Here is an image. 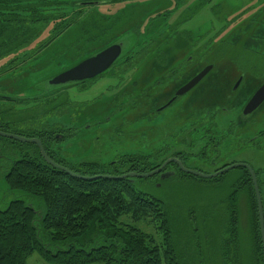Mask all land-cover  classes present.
Returning <instances> with one entry per match:
<instances>
[{
	"label": "trees",
	"instance_id": "16d2710c",
	"mask_svg": "<svg viewBox=\"0 0 264 264\" xmlns=\"http://www.w3.org/2000/svg\"><path fill=\"white\" fill-rule=\"evenodd\" d=\"M140 1L144 0H0V60L8 58L0 71V78L8 75L7 80H19L15 75L21 73L26 76L33 72L38 64L33 67L28 64L42 57L45 67L55 63L54 60L58 58L67 60L70 65L61 67L60 72L104 47L117 43L118 36L110 41H105L104 38L111 27L112 29L117 27L115 22L119 14L112 16L100 14L93 7L99 5L132 7ZM83 3L96 5H82ZM221 7L216 5L213 11L218 13L222 10ZM169 14L170 11H165L149 19L147 27H153L151 23L154 24L153 21L160 19V22L164 23L160 34L169 36L163 40L173 41L185 47L189 43L186 39L188 34L174 32V26L168 24ZM225 16L227 17L226 13ZM235 19L236 17L231 18L232 21ZM226 23L220 28L219 33H214L215 38H209L204 43L201 38L195 37L193 47L201 43L202 45L194 52L191 60L184 58L178 63L181 66H194L195 71L205 65H212L209 80L212 91L220 89L218 84L222 81L227 83L230 81L227 78L220 80L219 75L222 76L225 72L227 74L224 75L230 74L226 70L216 68L240 66L264 68V41L239 38L241 34L239 28L230 32L231 35L222 38L215 46L216 37L228 32ZM44 33L46 37L36 47L30 48ZM129 33L138 36L140 29H130L120 35ZM68 34L72 37L62 41ZM255 34L257 37L264 32ZM51 47L59 49L54 52L55 54L45 57L43 54L45 49ZM210 47L213 52L207 57L205 50ZM156 64L158 63L154 59L151 65ZM243 74L246 81L257 78L258 85L264 80V70L257 69L256 73L250 71ZM2 86L5 88L0 89V94L5 92L6 95H11L0 97V100L11 103L9 107L0 106V131L6 133L2 119L10 115L14 105L44 96L21 99L17 97L15 91L6 85ZM201 86L202 84L199 87ZM224 87L227 89L226 85ZM45 100L51 117L58 114L57 102H64L67 111L75 107L67 95L60 92L45 94ZM219 101L222 102L215 95L211 96L212 105ZM199 105L203 108L201 103ZM224 106L227 107V102ZM198 113H203V110H198ZM33 115L35 122L44 116L41 111L33 112ZM57 123L53 122L47 127L40 125L41 127L29 129L26 133L22 131L12 134L38 139L50 161L83 177H119L131 172L143 174L153 171L158 166L157 160L148 164L146 163L148 156L140 155L126 156L130 157L128 159L120 157L112 163L104 164L93 161L71 163L60 157L61 153L56 148L61 141L55 140L53 134L62 132ZM71 130L73 129L63 131ZM25 144L31 151L21 152L20 158L9 164L4 180L10 191L23 192L39 201L41 210L36 211L20 199L11 200L4 210H0V264H26L28 257L33 253L39 254L50 264H180L167 212L160 201L135 190L133 186L135 179L100 178L83 181L46 163L36 145ZM126 164L129 165L125 167ZM182 177L201 179L187 174H182ZM258 185L262 190L264 183L260 178ZM234 189L230 198L232 201L237 197V191ZM231 200L228 201L230 208L227 209V239L220 251L218 250L219 256L215 264H239L236 255L238 231L236 203L234 204L235 201L230 203ZM255 207L257 212L256 200L253 208ZM262 207L264 214L263 199ZM256 215L258 218V213ZM123 216L129 217L133 222L150 220L158 223L157 229L161 230L162 241L158 243L152 235L134 225L123 223L120 221ZM257 222L259 229L258 219ZM253 226V238L257 239L255 264H264L260 233L255 229V224Z\"/></svg>",
	"mask_w": 264,
	"mask_h": 264
},
{
	"label": "rangeland",
	"instance_id": "374dc122",
	"mask_svg": "<svg viewBox=\"0 0 264 264\" xmlns=\"http://www.w3.org/2000/svg\"><path fill=\"white\" fill-rule=\"evenodd\" d=\"M216 5L222 6V10L218 13L213 11ZM126 6L99 5L93 7L100 14L111 16L119 14L115 22L117 27L114 29L111 27L106 34V38H104L105 41H110L130 29H140V32L143 31L146 36L151 35L150 38L142 37V39H153L156 34L163 30L164 23L158 19L153 21L154 24L151 23V25H154L153 27L149 26L148 28L147 21L155 18L158 14L170 11L168 24L174 26V32L190 33L194 37L201 36L206 41L209 38H215L214 33H219L220 28L227 22L228 32L226 36L219 35L216 37L215 44H217L215 46H217L222 38H226L231 35L233 30L239 28V26H236L239 24H233L235 21L237 22L239 19L246 21V18L254 15L251 19L253 20L257 16L255 13L258 10L262 11L264 16V0H144L137 2L132 7ZM233 16L236 17L234 21L230 19ZM45 37L46 33L36 39L30 48L36 47ZM71 37L72 35L68 34V36L63 37L62 41H66ZM139 40V37L130 33L123 35L121 38L123 52L135 46ZM169 42L172 43V41ZM201 45L202 43L199 47ZM167 48H173V51L169 50L170 61L173 64L186 58L188 53L178 43H172ZM58 49L51 47L45 49L43 54L45 57L46 55L50 56L55 54L54 52ZM138 49L139 45H137L136 50ZM211 52H213V49L210 47L206 52V56L209 57ZM227 52L228 50L224 53ZM7 61L8 58L0 60V71ZM43 61L44 58L42 57V59L38 58L36 61L30 62L28 64L30 67L37 64L39 66L37 65L36 70L26 76L17 73L15 77H19V80L11 81L7 80L8 77H2L0 79V89L5 88L2 84L6 85L9 89L15 91L17 97L21 99L44 96L57 90L56 86H51L48 82L59 72L61 67H66L70 63L67 60L58 58L54 60L55 63L45 67ZM20 78L22 79L20 80ZM115 84L116 81L113 78L105 76L89 84L84 89L67 87L68 100L72 105L77 106L79 110V113L75 114L76 119L73 123L68 118L69 114L74 113L70 109L65 117L58 118L60 120L55 121L56 119L53 120L50 116L45 115L35 122L33 120V109L37 105L30 103L31 101H21L20 104L13 106L9 116L2 119L4 130L10 134L22 131V133H26L29 129L41 127L40 125L47 127L53 122H62L66 127H71L72 131H77L75 135L58 143L56 147L61 153L60 157L71 163L93 161L104 164L120 157L128 159L130 157L126 156L140 155L148 156L146 163L152 164L160 157H169L173 152L171 149L177 148L185 153L182 160L185 168L206 175L213 174V168L204 161L206 157H204V153H201L202 142L199 141L198 135L194 134L195 146L191 148L184 146L179 141L174 142L177 137L173 136L172 131L180 125L186 124L181 123V118L177 119L176 116L180 112L181 101L165 109L151 121H145V119L134 121L135 114L139 116L144 107H139L134 113L124 112V110L118 112L119 107L116 106L114 101L116 91L111 89L116 86ZM10 104L5 100H0V106L6 105V107H9ZM194 108L197 113L198 110H203L198 103H195ZM191 112L188 110L186 113ZM262 117H264V114L261 112L258 118V129L264 128V118ZM231 118L226 112H221L218 115V123L221 124L217 129V131L219 130L216 133L217 139L221 138V132L224 134L223 131L228 127ZM84 125L85 128H83ZM172 137H175V139ZM224 141L221 140L222 143L219 144L222 153L217 164L228 162L231 159L237 160V162H248L254 169H260L259 178L264 183V149L257 151L254 148H245L233 157V155L224 153L226 151H222L227 148ZM26 145L25 143L0 137V210H4L8 203L15 199L23 200L36 211L41 210L39 201L23 192L10 191L4 180V174L9 164L20 158L21 152L31 151ZM165 145H167V148ZM159 146H163L164 151L158 155H153L154 149L158 150ZM128 165L126 164L125 167ZM235 176L236 172L230 171L223 176V179L217 177L218 179L201 180L179 176L175 179L158 180L154 176L148 179H135L133 182L135 190L160 201L167 212L180 264H215L217 262L218 252L227 239V209L230 208V205L227 208L225 207V199H227L229 192L231 193L228 184L222 182L227 183ZM262 188L264 190V186ZM234 201L231 200L230 203H236L238 220L236 255L239 264H255L257 239L253 238V224H255V229H259L256 224L258 223L256 207L253 208L255 199L252 189L247 186L238 197L234 198ZM120 221L134 225L152 235L158 243L162 241L161 230L157 229L159 224L156 222L150 220L133 222L127 216H123ZM26 264L50 263L39 254L33 253L28 257Z\"/></svg>",
	"mask_w": 264,
	"mask_h": 264
},
{
	"label": "flooded vegetation",
	"instance_id": "af4514ba",
	"mask_svg": "<svg viewBox=\"0 0 264 264\" xmlns=\"http://www.w3.org/2000/svg\"><path fill=\"white\" fill-rule=\"evenodd\" d=\"M255 14H257V16H255L253 20L251 19L253 18L254 15L246 18V21H242L241 19H239L237 22L235 21L233 23L234 25L239 24L236 25L239 26V31H241L239 38L241 39L249 38L251 40L259 39L264 41V34L257 37L255 36L256 35L255 33L257 32H262V31L264 32V16L262 11L260 10H258ZM123 35H120L118 36V38H116L117 43H112L103 48L105 49L114 44H119L121 47L120 57L111 65L109 69H107L102 74L90 80H84L80 82H73L65 85L56 86L58 89L52 91V94H55V92H60V94H66L67 87L84 89L89 84L94 83L98 79L108 76L116 81L115 84L116 86L111 89L112 90L114 89L116 91L115 92L116 94L114 93L115 94L114 101L116 103V106L119 107L117 109L118 112L124 110V112L128 111L134 113L135 110L138 109L139 107H144L139 116H137L138 114H135V119H133L134 121L142 120V119H145V121H151L158 114L162 113V111L171 107L175 103L181 101L182 104L180 105V112L176 116L177 119L181 118V123H186V124L180 125L174 131H172L173 136L175 135L177 137L174 142L179 141L182 144H184V146L191 148L195 146L194 134L198 135L197 137L199 138V141L202 142L201 153H204V157H206L204 161L206 162L207 165L213 168V172H212L213 174L233 165H241L240 167H236L225 171L221 175L216 176L214 179H218L217 177L223 179L224 175L228 174L230 171H235L236 172L235 177H233L229 181L224 180V181H228L227 183L224 182L222 183L228 184L231 193L235 187L234 190L237 191L236 192L237 197L248 186L252 189L253 195L255 197L251 174L249 170L244 167V165L247 166L249 169H251L252 174L256 178L257 185L259 180L260 169H254L248 162L245 161L237 162V160L231 159L228 162H222L220 164H217V161L222 153L220 152V148H219V144L221 145L222 143L221 140L222 141L225 140L224 143L225 145L227 144L226 145L227 148L225 146L226 149H223L222 151H226L224 153L233 155V157L241 153L242 149L245 148L250 147L256 149L257 151L264 149V128L258 129L259 127L258 118L261 112L264 114V101L260 104V106L256 110H254L250 114H246V115L243 114L245 105L264 83L263 80L258 85L257 78L256 80L251 78L250 81H246L247 79L245 78L243 72L250 73L251 71V73L254 72L256 73L257 69L258 71L259 70L263 71L264 68L259 69L248 66H240L239 68H233V67L216 68L217 70H223V71L226 70L228 71V74H230V76L224 75L227 74V72H225L222 76L219 75L218 78H220V80L227 78L230 81L228 83L222 81L220 83L221 85L218 84L220 89H218L217 91H212L210 90V86H209L210 84L209 80L211 77L210 72L213 69V66L211 65L212 69L202 78V80L196 86H194L192 89L188 90L187 92H185L180 96H175L176 92L181 87L186 85L204 67L209 66L210 64L205 65L198 71H195L194 66L191 65L181 66L178 64V62H176L175 64H173V62L171 61L169 62L171 56L170 51H173V48L168 49L167 46L171 45L174 42L172 41V43H170L168 40H163L164 38H168L169 36H165L160 33L156 34V36L153 39L147 40V39H142V37L150 38L151 35L146 36L143 33V31L140 32V34L137 36L140 38V40L136 42L135 46H132L131 48L126 49L123 52V42L121 41ZM221 35L226 36V34L224 33L220 34V36ZM196 37L201 38V36H196ZM186 39L189 43L186 44V46L183 48L186 49L187 52L189 51L190 52L186 55L185 60H191L192 55H194V52L200 47L199 45L193 47L195 37L192 36L191 34H188L186 36ZM201 39H202V43L206 42V39L205 40L203 38ZM137 45H139L138 50H136ZM208 49L209 48H207L205 51L207 52ZM101 50L97 51L96 53L100 52ZM96 53H94L93 55H95ZM84 59L79 60L74 65H71L66 69L75 66ZM154 59H156L158 64L151 65ZM2 77L6 78L8 77V75ZM200 84H202L201 87H199ZM224 85L227 86V89L224 87ZM212 95H215L218 98V100H222V102L219 101L217 104L212 105L211 104ZM9 96L11 95L0 94V97H9ZM195 101L197 102L201 101L200 103L201 105H203V113L200 114L195 112V108H194ZM223 101L224 104H226L227 102V107L224 106ZM30 103L37 105V107L34 108L33 112L41 111L42 114H44V116L47 115L51 117L49 113L50 111L49 107L46 104L47 101L45 100V95L41 99L36 98V100L31 101ZM57 103H59L58 114L51 117L53 118V120L56 119L55 121L60 120L58 119L59 117L62 116L65 117L67 114V108L66 105L63 104L64 102L62 103L60 101ZM71 109L73 110L74 113L69 114L68 118L70 119L71 123H73L76 119L75 114L79 113V110L77 106ZM188 110L192 112L186 113ZM221 112L228 113L232 118L228 124V127L223 131L224 134H222L221 132L220 133L221 138L217 139L216 133L219 132V130L217 131V129L221 124L218 123V115ZM260 121L263 122L262 120ZM57 124L61 128L62 132H58V133L56 132L53 134L55 140L65 141L66 139L75 135L77 132L72 130L68 132L63 131V130L71 129V127H66L65 124H63L62 122H58ZM83 128H85V125L83 126ZM172 138L175 139V137ZM165 147L167 148V145H165ZM163 151H164L163 146H159L158 150L154 149V154L158 155ZM171 151L173 152L169 157L167 158L160 157L161 159L159 158L157 160L159 163L154 170L160 168L164 164V162H166L168 159L178 160L181 163V165L185 167L182 161L184 158L183 154L185 153L177 148H172ZM112 162L113 161L108 163H112ZM182 174L185 173L181 171V169L179 168L176 162H169L167 165L161 168V170L154 176L158 178V180L175 179L179 176L183 178ZM132 179H138V178H132ZM128 180H131V178H128ZM259 192H260L261 200L262 199L264 200L263 188L262 190L259 189ZM231 193L229 192L227 199H225L226 208L228 207V201L231 200L230 199ZM263 260H264V256H263Z\"/></svg>",
	"mask_w": 264,
	"mask_h": 264
},
{
	"label": "water",
	"instance_id": "95a60500",
	"mask_svg": "<svg viewBox=\"0 0 264 264\" xmlns=\"http://www.w3.org/2000/svg\"><path fill=\"white\" fill-rule=\"evenodd\" d=\"M82 5H96V3H83ZM121 55V47L119 44H114L111 45L100 52L96 53L93 56H90L82 61H80L78 64L75 66L66 69L58 74H56L54 77H52L48 84L51 86H60V85H65L68 83H73V82H80L84 80H90L95 78L96 76L102 74L105 72L107 69L111 67V65L120 57ZM212 69V66H206L204 67L196 76H194L186 85L181 87L177 92L175 96H180L187 92L188 90L192 89L194 86H196L202 78ZM264 101V83L263 85L255 92V94L251 97V99L248 101V103L245 105L243 114H250L254 110H256L260 104ZM0 136L3 138H8L14 141H18L20 143H29V144H34L38 147L40 154L42 158L46 161V163L50 164L52 167L58 168L67 174H69L72 177H75L77 179L83 180V181H91V180H96L100 178H106V179H111V180H119L123 178H138V179H147L155 174H157L161 168H163L165 165H167L169 162H176L181 169V171L187 175H192L201 179H211L215 178L218 175H221L227 170L240 167L241 165H233L230 166L222 171H219L214 174H202L197 171L189 170L181 165V163L178 160L175 159H170L164 162V164L153 171H150L148 173H143V174H137V173H128L119 177H113V176H94V177H83L76 175L67 169L53 163L48 159V157L45 155V152L43 150V147L41 145V142L38 139H29V138H24L20 137L14 134H9V133H4L0 131ZM245 168H247L251 174L252 177V182H253V187H254V192H255V200H256V206H257V213H258V221H259V233H260V240L262 243V248H263V256H264V214H263V207H262V201L260 197V192L259 188L257 185L256 178L252 174L251 169H249L247 166L244 165Z\"/></svg>",
	"mask_w": 264,
	"mask_h": 264
}]
</instances>
